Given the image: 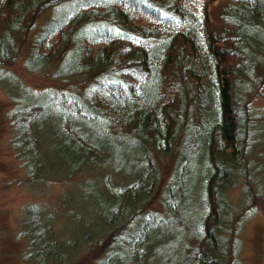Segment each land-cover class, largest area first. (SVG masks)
<instances>
[{
	"label": "trees",
	"instance_id": "trees-1",
	"mask_svg": "<svg viewBox=\"0 0 264 264\" xmlns=\"http://www.w3.org/2000/svg\"><path fill=\"white\" fill-rule=\"evenodd\" d=\"M23 53L56 82L6 70ZM0 86L29 183L95 168L126 180L100 186L85 249L26 205V260L244 264L240 230L264 211V0H0Z\"/></svg>",
	"mask_w": 264,
	"mask_h": 264
},
{
	"label": "rangeland",
	"instance_id": "rangeland-1",
	"mask_svg": "<svg viewBox=\"0 0 264 264\" xmlns=\"http://www.w3.org/2000/svg\"><path fill=\"white\" fill-rule=\"evenodd\" d=\"M6 70L13 71L26 85L42 88L55 83L51 76L30 72L25 66L23 53ZM58 83V82H57ZM14 101L9 92L0 86V264H33L26 260L29 242L21 237V216L26 205L37 203L55 214L56 228L63 237L75 236L78 248H86L83 230L92 231V220L96 217V206L106 191H118L126 185L122 176L110 170L95 168L73 172L69 181L45 179L35 187L27 181V172L17 157L12 144L13 126L9 111ZM256 108L264 107V90L255 100ZM63 159L62 156H59ZM68 169H61V173ZM160 170L165 181L172 172L170 155L160 160ZM65 172V173H67ZM110 172L112 174H110ZM56 179V178H55ZM103 188H101V187ZM238 186L230 193L234 201L241 196ZM162 192V190H161ZM156 193L154 208L162 209L163 197ZM239 256L244 264H264V211H257L244 223L240 230Z\"/></svg>",
	"mask_w": 264,
	"mask_h": 264
}]
</instances>
